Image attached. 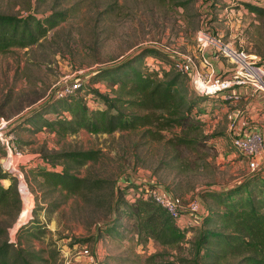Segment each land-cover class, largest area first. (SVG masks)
<instances>
[{"label":"rangeland","instance_id":"374dc122","mask_svg":"<svg viewBox=\"0 0 264 264\" xmlns=\"http://www.w3.org/2000/svg\"><path fill=\"white\" fill-rule=\"evenodd\" d=\"M63 10L66 19L37 44L0 53V119L11 125L14 144L24 155L8 171L10 160H6L7 154L0 148V164L14 174L21 198L20 215L8 225V237L16 243L17 230L38 219L44 234L21 240L24 246L43 250L41 256L47 262L38 264H65V259L70 264H84L75 262L80 245L90 249L97 264H152L147 258L156 252L164 255L159 263L180 264L181 257L190 258L191 240L209 207L214 208L213 201L205 196L206 191L223 190L256 173H264V152L258 167L251 170L246 159L231 146L229 121L220 110L222 99L196 97L189 80L186 81L196 101L190 114L200 125L197 129L193 124L191 131L176 126L158 132L154 126H144L111 134L81 129L75 134L58 136L47 130L14 128L34 109L52 100L55 89L73 81L77 84L81 79L86 82L84 79L98 69L148 47L175 59H190L195 69L206 71L207 63L203 61L200 66L201 53L209 47L211 55L217 52L211 43L198 45L200 31L244 51L249 60L264 70V14L248 11L238 0H0V13L15 16L34 13L44 17ZM218 59L227 61L222 56ZM146 62L156 69L168 67L156 57H149ZM84 82L76 94L94 107L95 102L83 96ZM90 87L102 92L109 88L105 80ZM149 128L150 132H144ZM176 136H198L205 143L203 146L198 140L192 145L173 147ZM86 150L95 151L96 158L72 171L101 181V186L92 192L82 190L64 200L60 190L49 192L47 186L41 185V179L31 180L28 172L25 176L23 167L44 166L40 160L46 155ZM0 183L7 186L10 180ZM129 184L134 185V193L125 188ZM155 186L184 202L195 198L199 201L202 216L191 218L187 214L176 222L187 233L180 248L165 250L147 235L135 233L137 223L133 217L122 218L125 206L119 202V190L123 189L129 200L132 194L147 193ZM54 203L59 206L47 213ZM9 221L7 213L1 212L0 223Z\"/></svg>","mask_w":264,"mask_h":264},{"label":"trees","instance_id":"16d2710c","mask_svg":"<svg viewBox=\"0 0 264 264\" xmlns=\"http://www.w3.org/2000/svg\"><path fill=\"white\" fill-rule=\"evenodd\" d=\"M179 4L184 5L182 2ZM242 4L252 13L264 14V6ZM66 17L65 10L51 12L44 17H38L34 13L24 16L0 13V53H6L15 47L23 49L37 44ZM149 57H156L168 67L156 69L146 62ZM173 61L174 57L157 48L142 49L112 66L98 69L84 79L86 82L82 79L86 83L83 96L91 98L95 102L94 107H90L78 93L62 99H52L25 116L20 126L14 130L23 127L32 132L47 130L58 136H65L81 129L93 134H111L144 126H154L158 132L176 126L181 130L191 131L193 124L198 129V120L190 114L196 101L186 83L188 76L176 71L172 67ZM102 80L108 82L109 87L104 92L90 87ZM150 131L149 128L144 132ZM202 138L205 136L202 135ZM202 138L176 136L172 140V146L192 145L198 140L204 146ZM95 158L96 152L93 150L61 151L41 158L40 161L51 168L29 165L23 169L25 176L28 172L27 177L31 180L41 179V185L47 186L49 192H63L65 200L82 190L92 192L101 186L100 180H91L72 171ZM59 165L61 169L58 168ZM3 179H9L10 184L3 186L0 183V213L6 212L10 221L8 224L0 223V264L47 262L41 256L43 250L31 249L21 241L23 238H40L44 234V226L38 219L28 221L17 230L16 243L10 241L7 227L20 212L21 198L17 179L0 164V181ZM125 188L135 192L132 184ZM119 196V202L125 206L122 218L127 216L136 220V234L147 235L165 250L180 248L186 241L187 233L151 198L138 197L129 201L125 198L123 189L119 190ZM205 196L213 201L214 208L209 207L191 240L190 258L179 257L180 264H264V173H256L223 190L206 191ZM58 206L57 203L50 204L46 212H53ZM26 220L19 221L22 223ZM110 231L107 233L110 234ZM163 258L162 253L156 252L147 258V262L163 264L158 262H163ZM168 264L176 263L172 261Z\"/></svg>","mask_w":264,"mask_h":264},{"label":"built area","instance_id":"2783aa9c","mask_svg":"<svg viewBox=\"0 0 264 264\" xmlns=\"http://www.w3.org/2000/svg\"><path fill=\"white\" fill-rule=\"evenodd\" d=\"M238 1L241 3L244 2L264 6V0ZM197 42L198 45L202 46H205L207 43L214 45L217 52L214 57H224L229 62L230 68L225 74L214 73L213 70L204 72L195 69L190 59H175L174 67L177 71L188 76L190 87L194 95L208 98L220 96L227 101H238L241 98V93L233 91L237 88L249 87L253 89L255 93H264V70L259 65H255L254 61L249 60L244 51L233 48L229 43L220 42L218 38L205 31L197 33ZM82 87V79L77 84L73 81L68 85L66 84L55 89L52 99L69 97L81 91ZM227 118L229 121L228 130H230L232 136L230 140L231 146L246 159L247 165L251 170L256 169L259 165V159L263 157L264 152L263 133L251 132L248 127H246L248 123L246 120L242 119L240 113H230ZM10 128L11 125L6 120L0 119V147L7 154L6 160H10L9 168H7L8 171L13 170L17 160L24 158L21 150L14 144V136ZM242 131H246V136H242ZM44 165L49 167L46 164ZM8 173L12 174L11 172ZM138 197L143 199L151 198L158 206L164 209L175 222L181 220V218L187 214L202 216L197 198L184 202L181 197L173 195L157 186L147 191V193L132 194L129 200L134 201ZM198 221H200V218H198ZM75 260V262L78 263L97 264L95 257L91 254L90 249L86 245H80L78 251H76ZM64 262L65 264L71 263L68 259H65Z\"/></svg>","mask_w":264,"mask_h":264},{"label":"crops","instance_id":"0c3cea01","mask_svg":"<svg viewBox=\"0 0 264 264\" xmlns=\"http://www.w3.org/2000/svg\"><path fill=\"white\" fill-rule=\"evenodd\" d=\"M212 54V48L209 47L206 51L201 53L202 62L200 66L204 65V62L208 64L206 71L213 70L215 73L225 74L230 64L228 61L219 60L218 57H214ZM204 61V62H203ZM224 61V62H223ZM201 68V67H200ZM203 71L202 69H200ZM205 72V71H204ZM233 91L241 93V98L238 101H227L223 97H211L208 99H222L220 110L226 113L227 116L232 114H241L242 119L249 120L248 129L251 132H261L264 130V93L253 92V89L249 87H241L234 89ZM249 123H252L249 125ZM242 136H246V131H242ZM226 188V187H225ZM192 218V215L190 216ZM196 219V216L193 217Z\"/></svg>","mask_w":264,"mask_h":264}]
</instances>
